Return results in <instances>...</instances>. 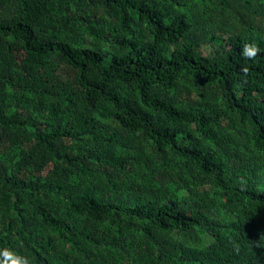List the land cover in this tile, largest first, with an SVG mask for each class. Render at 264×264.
I'll list each match as a JSON object with an SVG mask.
<instances>
[{
    "label": "trees",
    "instance_id": "obj_1",
    "mask_svg": "<svg viewBox=\"0 0 264 264\" xmlns=\"http://www.w3.org/2000/svg\"><path fill=\"white\" fill-rule=\"evenodd\" d=\"M5 248L264 264V0H0Z\"/></svg>",
    "mask_w": 264,
    "mask_h": 264
},
{
    "label": "clouds",
    "instance_id": "obj_2",
    "mask_svg": "<svg viewBox=\"0 0 264 264\" xmlns=\"http://www.w3.org/2000/svg\"><path fill=\"white\" fill-rule=\"evenodd\" d=\"M260 53V48L255 43H246L241 48V55L245 59H255ZM245 73L247 69H242ZM0 264H29L27 257L16 254L13 250L5 248L0 251Z\"/></svg>",
    "mask_w": 264,
    "mask_h": 264
}]
</instances>
